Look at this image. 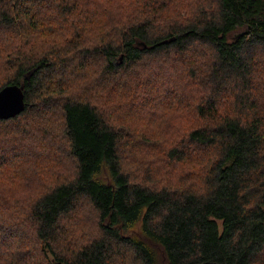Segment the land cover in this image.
<instances>
[{"label": "trees", "instance_id": "1", "mask_svg": "<svg viewBox=\"0 0 264 264\" xmlns=\"http://www.w3.org/2000/svg\"><path fill=\"white\" fill-rule=\"evenodd\" d=\"M10 84L0 264H264V0H0Z\"/></svg>", "mask_w": 264, "mask_h": 264}, {"label": "water", "instance_id": "2", "mask_svg": "<svg viewBox=\"0 0 264 264\" xmlns=\"http://www.w3.org/2000/svg\"><path fill=\"white\" fill-rule=\"evenodd\" d=\"M24 106L22 85L10 84L0 89V119H7L19 114Z\"/></svg>", "mask_w": 264, "mask_h": 264}, {"label": "rangeland", "instance_id": "3", "mask_svg": "<svg viewBox=\"0 0 264 264\" xmlns=\"http://www.w3.org/2000/svg\"><path fill=\"white\" fill-rule=\"evenodd\" d=\"M159 85H160V88H163V91L161 92V95H164L166 92H169L170 90L175 89L174 86H172V85H166V84H164V83H162V82H160ZM158 99H159L160 101H162L164 98H162V97L160 96V97H158ZM151 111L153 112V108H152L151 106H149V107H146L145 109H142L141 111H139L138 114H141V113H149V112H151ZM159 113H160V112H159ZM188 114L191 115V117H193L191 112H189ZM165 115H166V116H172V115H168V114H165ZM179 116H180V117H183V120H182V122L179 121V124H180V125H179V128L177 129L176 132H179L180 130L183 129L184 120L186 119V115H184V114H181V113H180ZM174 118H175V117H174ZM142 119L145 120L144 123L142 122V120L131 121L130 119H128L127 121L130 122V123H132L133 125H138V126H143L144 124H147V123L150 121V120H147L148 117H146V116H142ZM188 119H189V118H188ZM146 120H147V121H146ZM167 121H168V118H167V117H164V118L162 119V123H164V125L167 123ZM153 129H155V128L153 127ZM154 134H155V133H154ZM168 134H170V133H168ZM160 137H161V139L164 138V134L161 133V132H160ZM157 139H159V137H158L157 135H154V140H157ZM0 214H3V210H2L1 208H0ZM3 215H4V214H3Z\"/></svg>", "mask_w": 264, "mask_h": 264}]
</instances>
